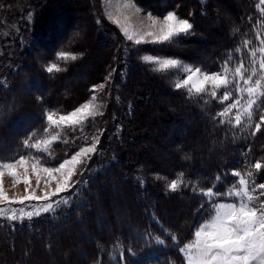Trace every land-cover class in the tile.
<instances>
[{
	"label": "trees",
	"instance_id": "16d2710c",
	"mask_svg": "<svg viewBox=\"0 0 264 264\" xmlns=\"http://www.w3.org/2000/svg\"><path fill=\"white\" fill-rule=\"evenodd\" d=\"M11 1L13 2V0H0V25L11 13L6 10V8L12 9V4L7 5ZM41 1L44 0H39V5ZM55 1L45 0L42 8L37 6L41 11L38 12V20L36 19L31 30L26 27L25 29L24 27L19 28L20 36L24 35L25 46L19 50L18 54H14L12 59L7 61L0 57V161L13 160L17 156L14 152L17 153L24 148L23 143L20 144L19 141L31 132L41 130L44 125V109L67 110L73 107L84 100L90 93L89 88L97 84L98 80L106 78L108 76L106 73L112 71L116 65L118 56L115 54L119 50V42L112 38L108 40L104 35L101 36L102 32L99 31L94 39V46H101L106 51L109 49L112 54L111 59L108 57L100 71H97L100 66H97V72L93 69L86 70L89 61H87L88 57L85 52L88 49L86 43L82 44L84 49H81L80 44L77 45L81 40V35L73 32L74 28L78 27L75 21L79 18L75 16L74 9L89 11V14L95 17L93 2L87 0L88 4L91 3L89 6L86 7L82 3V8L73 7L74 9H66L64 13H61L51 7L55 5L53 4ZM133 1L154 13L176 11L183 18L188 19L193 25L190 34L178 38L172 49L165 46L157 47V49L164 54L177 55L187 62L200 59L204 68L211 71L220 72L225 66V61L227 64L231 63L230 58L234 52L238 51L236 54H239L248 43L253 42L255 46L254 41L261 31V29H251L255 25L259 26L256 21L258 17L256 8L259 0L258 2L257 0H230L232 2L230 12L232 11L234 22L228 23V18L226 20L217 19V26L207 31L204 30L207 22L212 18L216 21V17L220 16L218 14L220 10L211 8L210 0H207L204 5H200L199 0H167L165 6L152 3L151 0ZM226 1L229 0L223 2ZM29 2L34 1L21 0V3L27 7ZM74 3L77 2L74 1ZM12 10L18 11L19 9L17 7ZM95 26L97 27L96 18ZM105 26L104 34L119 36L116 32L112 33L110 27ZM217 37L221 40H214ZM0 46L5 49V39L1 34ZM202 46L207 48L202 50L200 48ZM62 53L70 54V56L61 59L59 55ZM129 53L131 62L138 69L130 74L131 82L127 80L124 85L126 88L129 84L131 89L129 93L140 96L141 101L137 103L138 107L135 109L136 106H134L127 115L120 113L117 115L119 124L114 145L117 150L113 153L114 160L108 162L109 158L106 159L104 162L110 165L98 168V171L102 172L88 183L83 177L82 182L85 181L87 187L79 189L72 202L59 207L54 215L49 212L41 217H34L28 225H23V222L17 224L16 221L12 224L13 222L0 216V264H47L50 260H48L49 256L38 257L41 255L40 252L49 250V255L53 254L54 243H62V246L67 247L69 239L66 241L59 236L54 240L53 237L66 225L67 228L64 231L69 232L70 237L72 231L78 229V224H74L76 221L84 223L87 231L88 239L82 242L85 254L77 257L72 253H67V255L63 253L67 256L65 264H172L178 259V254L173 256L170 250L173 248L171 242L172 240L181 241L184 231L181 233L182 229L179 227L175 230L170 227V221L165 220L163 212L165 213L166 204L177 207L185 200H189L191 203L186 206L188 213L181 216L179 214L174 220L176 222L180 218L182 221L195 223V211L200 207L205 211V218L209 215L210 203L204 192L212 189L216 194H223L225 189L233 183L232 169H237L247 175L251 173L249 175L251 177L259 171L256 177L260 176L264 179V163H261L260 170L254 168L255 162L264 157V126H261L260 131L253 135L252 129L249 130L250 132L240 134L225 125L214 124L211 119L217 112L212 113L211 108L207 116L198 113L195 99L184 97L185 91L182 88L175 89L172 75L168 78L163 77L159 82L158 77L155 78V75L147 71L150 66L140 62V56H136L131 50ZM144 53H149L147 47L144 48ZM50 63L59 69L51 73L45 71L44 67ZM142 66L147 70H142ZM141 77L147 80V84L144 85L142 81L140 83L139 78ZM22 84L26 86L25 91L22 95L14 96ZM145 92H147L146 95L148 94L145 95L147 98L151 95L156 96L149 104L143 98ZM161 92L175 97L167 101L168 105L166 102L162 104L159 100ZM22 116H33L35 121L27 125L25 123L27 118L22 119ZM175 123L183 127L186 134L185 140L179 139V135L168 136L167 130ZM19 125L21 126L17 129ZM151 130L158 131L155 135L162 131L163 135H159L164 136L171 146L170 159L174 161L167 167L170 172L166 168H160L157 173H152L148 169H142L140 163L135 161L136 156L145 154L146 149L149 148L146 144L144 148L141 147L143 144L137 148L135 145L138 137L140 136L144 141L142 136L152 135ZM200 131L203 133L202 138L195 140L194 143L187 141L193 140ZM7 132L15 133L13 140L3 139V134ZM188 148H190L189 157L183 154ZM27 150L29 151L28 146ZM56 150L60 152V147L54 148L55 156ZM107 155H101L102 159H105ZM181 158L183 160H180ZM186 163H190V168L184 167ZM137 166L140 168L138 169ZM143 166L146 165L143 163ZM92 168H90L91 171ZM178 172H183L180 176L183 177L182 185L178 191H167L164 181L166 179L169 181ZM98 182L102 184L96 186ZM114 185L119 188L117 197L114 199L115 205H120L118 211H123L122 209L125 208L136 210L135 215L128 218L123 227H118L120 224L115 220L116 210L109 213L112 211V202L105 196ZM100 209L108 213L104 218L109 230L96 226L97 211ZM158 216L164 220V223ZM60 225L65 226L59 228ZM159 238L165 245L155 244ZM144 244L155 245L151 247L150 252H147L150 259L147 258L146 261L141 257L135 260L138 249ZM58 262L59 260L52 264H61Z\"/></svg>",
	"mask_w": 264,
	"mask_h": 264
},
{
	"label": "rangeland",
	"instance_id": "374dc122",
	"mask_svg": "<svg viewBox=\"0 0 264 264\" xmlns=\"http://www.w3.org/2000/svg\"><path fill=\"white\" fill-rule=\"evenodd\" d=\"M33 1H34L33 3L30 2H29L30 4L28 3V7L24 6L21 3V0H13V2L11 1L7 3V5L12 4L11 6L12 9H17L18 7L19 10L14 11L12 9L6 8V10H8L11 13L7 11L9 15L5 17V21H2L3 24L0 25V34L2 38L5 39V49H2L0 46V55H2L0 56L1 59L5 58V61L11 60L12 56L14 54H18L19 50L25 46L24 35L23 37L20 36L21 34L19 33L20 31L19 28L23 29L24 27L25 29L26 27L28 30H31L34 27V22L36 21V19L38 20L39 17L38 12L41 11L39 8H42L45 0L43 2L41 1L42 3H40V5H39V0H33ZM56 1L53 3L55 5L51 7L56 8L55 10L61 13H64V10H66L67 8L74 9L73 7H78L79 5L80 7L81 6L83 7L82 3H84L86 7L89 6V4H91V3L88 4L86 2L87 0H56ZM74 1H76L78 4L74 3ZM223 1L224 0L209 1V3H211V8L213 7L216 10L217 9L220 10L218 12L220 16L216 17V21L214 18L210 19L209 22H207V24L205 25L204 28L205 31H207V29L209 28L212 27L214 28V26L216 27L217 19L226 20L228 18V23L232 24L234 22L232 11L230 12L232 8L231 1L234 0L231 1L229 0L226 1L225 3ZM91 2H93L95 17H92L89 14V11L83 12V10L82 11L79 10L78 12L77 10L76 11L74 10L75 16L79 17L75 21L76 23L75 25H78V27L81 25L84 26V28L82 26L79 28L75 27L74 28L75 30L73 32L76 35L77 33H80L81 35L80 37L81 40L78 41L77 44V45L79 44L81 45V49H84L82 47L83 43L87 44L88 50L85 52V54H87L88 57L87 61L89 62L87 64L88 67L86 66V70L89 71L93 69L94 72L100 71L103 69V66L105 65L104 63H106L108 57L111 59L112 54L109 52V49L108 51H106V49L102 48L101 46H94V41H95L94 39H96V36L99 33V31L102 32L101 36L104 35L105 37H107L108 40L112 38L113 40L119 42L120 47L115 54V56H118L115 67L113 68L112 71L106 73V75H108L106 78H104L103 80H98L97 84H93L89 88L90 91L89 95L84 100L78 102L73 107H69V109L67 110L65 109L59 110L52 108L49 109L46 108L43 110L44 125L41 128V130L33 133L31 132L27 137L19 141L20 144L23 143L24 148L23 150L17 153L14 152V155L17 156L13 160L4 161V162L0 161V171L4 173L3 177H0V183H2V187L10 199L23 198L25 195L28 194L26 192V188H28L29 191L34 190L37 196H43L44 191H51L54 190L56 187V183L54 181L50 184L48 183L47 174L42 171L43 166L56 167L59 165V163H61L65 159L70 158L73 154L80 151L83 147L91 146V144L95 143L97 139L99 140L98 147L95 153L90 154L87 158H85L83 163L79 166L77 174L73 177V180L76 183L70 192L61 194L60 196L57 197H53L52 200L45 203H37L35 201L26 202L23 205H19V204L11 205V204L0 203V216L4 219H7L8 221L13 222L12 224H14V221H16L17 224L23 222V225H28L31 223L30 221H32V218L34 217L37 216L41 217L43 216V214L49 212H52V214L54 215V212L59 207L64 205H69L72 202V200L75 197V193H78L79 189H83L87 187L86 183H88L92 178L98 177V174L102 172V171H98V168L107 167L110 165L108 164V162L114 160L113 153L117 151L114 145L116 144V139H117L116 131H117V126L119 124L118 123L119 116L117 117V115L119 113L127 115L128 113H130L131 109L134 106H136L135 107L136 109L138 107L137 103L141 101V99H139L140 96L129 93V90H131L129 84L126 85V88L124 85L127 80H129V83L131 82L130 74H132L133 70L135 71L136 69H138L131 62V58H130L131 54L129 53L130 50L135 52L136 56H140L139 59L140 62L150 66L149 68L147 67L148 70L142 66V70L150 71V73L156 76L155 78L158 77L159 82L163 79V77L168 78V76L172 75L174 80L173 85H175L177 82H180L183 78H185L186 74H184L179 69H164L159 64L145 62V60L142 59L143 57L150 56L153 58H176L182 62L181 68L183 66L190 65L193 67L199 66L202 68V70L207 71L208 73L218 72L204 68L200 59L187 62L184 61L183 59H180V57H178L177 55L164 54V52L157 49V47H162V46L169 47L170 49H172L173 44L176 43V40L185 35H181L175 38L170 44H166V45H161V44L154 45L152 43H142L141 45H135L134 41H128L124 36L122 29L125 27L129 29L130 34L143 33L149 30H154L151 29L150 27L151 21L147 18V14L152 13L155 17L162 19L163 16L166 15L168 12L154 13L153 11H150L148 9L146 10L145 8L137 5L133 0H131V2L134 3L137 7L143 9V11H137L136 8L125 9L123 5L125 3H128L129 0H91ZM151 2L158 3V5L161 6H165L167 0H151ZM206 3L207 0H199L200 5H204ZM2 5H3V9L5 10V3L3 2ZM37 6H39V8ZM173 12H175L179 17L183 18L180 15V13L176 11ZM256 13H257L256 16H258L256 21L257 24H259V26L255 25V27L251 29L253 30L261 29V31L256 36L257 39L254 41L256 43L255 46L253 42H250L243 48V50L239 54H236L238 51L234 52V55L230 58L231 63L227 64V68H225L224 66L220 71L221 73L226 72L227 77L230 81L227 88H221L217 90V95L215 97L211 95V85L207 86L208 91H206L205 93H196L194 90H190L189 87L182 88L185 91L183 94L184 97H186L187 99L188 98L195 99L196 101L195 104H197L198 113L207 116L209 109L212 108V113L217 112V114L212 116L211 119V121H213L214 124L225 125L230 130H233L234 132L236 131L240 134H243L249 131L250 129L254 131L255 125L260 122L261 116H264V96H259V95L257 96V103L253 105L251 109V113H252L251 120L249 121L245 116L244 122L237 127H233L229 123L231 121L232 124H234L233 113L236 111L235 109H230V111L223 116H221L220 113L224 112L226 108H229V106L233 102H235V100L240 99L241 103L237 107L240 110V114L244 116V109L247 107L248 98L246 93L247 86L243 84V81L241 80V75H243V77L245 78L252 77V80L254 82L255 79H258L262 74H264L261 72L259 67L260 63L264 61V0H259V4L257 5L256 8ZM95 18L97 21V27L95 26ZM104 25L110 27L112 33L116 32L119 36L104 34L103 33ZM88 39L89 42H87ZM151 39H152L151 37L145 36L146 41H150ZM214 40L219 41L221 40V38L217 37L216 39L214 38ZM252 45L254 46L253 49H252L253 47ZM145 47L149 49V53L147 54L144 53ZM200 48L204 50L207 47L202 46ZM59 56L61 57V59H65L66 57L70 56V54L62 53ZM207 57L211 59L210 56ZM53 65L54 64L52 63L48 64L47 66L44 67V70L47 71V69L49 67H52ZM97 66L100 67L96 71ZM82 67L84 66L82 65ZM237 68H240L241 70L239 74L236 72ZM57 69L59 68L54 67L53 71H57ZM153 69H156V71H153ZM139 79H140V83L142 81L144 85L147 84L146 83L147 80L145 78L141 77ZM237 84H239L242 89H245V91L242 92L239 91L236 87ZM262 84H264V81H262ZM100 85H103V87H100ZM93 86H96L95 91L92 90ZM138 86L136 87L138 88ZM25 87H26L25 84H22L20 88L14 93V96L22 95L23 91H25L26 89ZM147 91L149 92V89H147ZM225 91L231 93V96L227 101H224L222 99V94ZM146 93L147 92L144 93L143 98H145L144 100L146 101L147 104H149L150 101L156 98V96L151 95L147 98L146 96L148 94L146 95ZM93 96L96 97L95 100L92 99ZM173 97L175 96L173 95L169 96L167 93L161 92L159 100H161V103L164 104V102L167 103V101L171 100ZM174 99L173 101H177ZM84 103H92L98 105L99 111L102 112L103 115H97L94 118H89L87 120H84L80 125H77L75 127L70 126L63 122L53 124L47 119L48 115H52L55 121H59L61 115L70 114L71 111L82 106ZM25 118H27V121H25L27 125L30 124L29 122L35 121V118L33 116H22V119ZM221 121H224V123H221ZM114 125H115V129H114ZM20 126L21 125H19L16 128L19 129ZM261 126H264V123H262ZM194 128L195 126L192 128V130ZM17 129H13V130L17 131ZM156 132L155 130H151L152 135L142 136L144 137V141L140 136L138 137L135 146L139 148L140 145L143 144L141 147L144 148L143 146H145L146 144L149 145V148L146 149L145 154H139L138 156H136V160L135 157H133V160L140 163V167L142 169H148L152 173H157V171H160L159 170L160 168L163 169L166 168L169 171V168L167 167H169L170 164L174 161L173 159H170L171 154L169 152L171 146L167 143L166 138L162 136L163 135L162 131H160L161 133H159L162 135L159 134L155 135ZM167 132L169 133L168 135L169 137L170 135H179L180 136L179 139H183V140L186 139V134L184 132L183 127L179 126L177 123L173 124L167 130ZM14 137H15V133L13 134L12 132L11 133L7 132L3 134V139L5 138L6 140L9 141L13 140ZM53 137H56V139L53 140ZM202 137H203V133H201L200 131L196 135V137L193 138V140L189 139L187 141H191L192 143H194L195 140H199ZM179 145H181V141H179ZM27 146L29 151L27 150ZM58 146L60 147V152L56 150V156H55L53 151L54 148ZM189 152H190V148H188L187 151L183 154H187L189 157ZM106 154H108L106 156L107 158L105 157V159H102L101 155H106ZM21 158H24L26 160V164L24 166L19 165V160ZM108 158H109L108 162L107 163L104 162ZM151 160H153V162ZM180 160H183V158H181ZM256 162H260L263 164L264 157ZM8 163H15L17 178L19 180H23L25 177H28L30 180V185L26 186L23 183H16L13 180V178L9 176L8 170L3 167V165ZM143 163L147 166V168L146 166L142 167ZM33 165L36 166L35 169L33 168ZM91 167H93L92 171L90 170ZM140 167L137 166L138 169ZM184 167L190 168V163H186ZM165 172L167 173V171ZM231 172H232L231 178L233 183L229 185L228 188L225 189L223 194H218V193L216 194L212 190L213 194L211 196L206 195V197L208 198V202L210 203V207L208 209L209 215L206 218H205V211H203L200 207L198 210L195 211V217H196L195 223L194 222L192 223L191 221H182L180 218L175 222L174 218L178 217L179 214L181 216L182 214L188 213L186 206L191 202L189 200H185L182 204H179L177 207L171 206L172 204L165 205L164 208L165 213L163 212V215L166 219L165 218L164 219L167 220L168 222L170 221L169 224L170 227L174 228L175 230L176 227L181 228L182 229L181 233L184 231L181 241L172 240L171 242V246L173 248L170 250L173 252L172 253L173 256L175 254H178V259L174 260L172 264H190L187 246L195 244L196 242L195 232L199 230V226L202 223L209 222L212 216H214L215 207L218 203L229 202V194L234 193L235 191L243 188V186L239 184L240 179H245L248 182V189L250 191V194H253L254 197H259L260 200H264V189H260L258 187L259 183L264 182V179L263 178L261 179L260 176L256 177L259 175V171L257 172L255 171L256 173L252 175V177L247 175L246 173L239 172V170L237 169H232ZM237 172L240 174L239 176L234 174ZM55 175L57 177L59 176V174H55ZM152 175L155 176L157 174H152ZM38 176L40 181L39 185L37 184ZM160 176L164 177L163 175ZM180 176H181V172H178V174L175 177L171 178L169 181H167V179L166 181H164L165 185L167 186L166 188L167 191L169 190L172 191L170 189V184L173 180L183 181V177ZM83 177L85 178L86 183L85 181L82 182ZM182 183L183 182H181L180 185H182ZM101 184H102L101 182H98L96 186H99ZM180 185L178 186V188L180 187ZM111 188L112 189L110 191H107L105 195L107 198H110L112 202V211H110L109 213L114 212V210H116L115 220L118 224H120L118 225V227H123L125 226L127 219L135 215L136 210H132V209L128 210L125 208L122 209L123 211L119 212L118 210L120 209L119 208L120 205L119 204L115 205L116 202L114 201V199L117 197V192L119 188H117L116 185L112 186ZM207 192L208 191H205L204 194ZM237 199L238 198L232 196L231 202H236ZM46 203H51L53 205V207L49 209L47 212L44 211V208L46 207ZM253 203H258V201L254 199ZM28 212H32L33 216L28 217L27 216ZM107 214L108 213L105 212L103 209L97 211L96 226L99 227L100 229L109 230L106 225L107 222H105V218H104V216H106ZM13 216L15 217V219L12 218ZM200 219H202V221H200ZM162 223H164L163 219H162ZM74 224L76 225L78 224L77 225L78 229L73 230L72 233L70 234V237L68 235L69 232L64 231L67 228L66 227L67 225L66 226L60 225L59 228L60 227L63 228L64 226L65 227L63 228V230H61V232H57V234H55L53 237L54 240L57 239L59 236L60 237L62 236L64 238L63 240L66 241L69 239L67 247L62 246V243L60 244L54 243V250H52L54 252L53 254H51L53 255L52 258L51 255H49L48 252L49 250L43 253L40 252L41 255H39L38 257L49 256L48 260L49 259L50 260L47 262V264H52L54 261L57 262V260H59L58 263L65 264V257H67L65 255H67V253H72L77 257H81L82 255H84L85 250L84 248H82L83 247L82 242L88 239L87 231L85 230V227L83 225L84 223L82 224L79 223V221H76ZM2 235L3 234H1V236ZM133 236H135V234H133ZM155 244L165 245L163 244V240H161L160 238L155 241ZM154 246L155 245H146V244L142 245L138 249V252L135 256V260H138L141 257L146 261L147 258L150 259V256H147V252H150L151 247ZM181 249H183V251ZM63 253L66 254L64 255ZM58 255H59V259H57ZM60 260L63 262H61Z\"/></svg>",
	"mask_w": 264,
	"mask_h": 264
},
{
	"label": "snow or ice",
	"instance_id": "6c2138e0",
	"mask_svg": "<svg viewBox=\"0 0 264 264\" xmlns=\"http://www.w3.org/2000/svg\"><path fill=\"white\" fill-rule=\"evenodd\" d=\"M125 9L136 8L137 11H143V9L137 7L134 3L129 0L128 3L123 5ZM147 18L151 21V29L143 33H129L127 27L123 28V34L128 41H134L135 45H141L142 43H152L166 45L170 44L175 38L181 35L190 34L193 25L186 18L179 17L175 12L170 11L163 18H157L152 13L147 14ZM145 36L151 37L150 41L145 40ZM75 59V56H73ZM142 59L145 62L159 64L164 69H179L185 75L180 82L175 84V89L189 87L190 90H194L196 93H205L208 91L207 86L211 85V95L215 97L217 90L221 88H227L230 81L227 77L226 72L208 73L202 70L201 67L196 66H183L182 62L176 58H153L145 56ZM53 65L49 67L47 71L51 73ZM260 70L264 73V61L259 65ZM225 68H227V61H225ZM156 71V69H153ZM239 74L240 68L236 69ZM110 75V74H109ZM243 84L246 85L247 93V107L244 109V116L240 114V110L237 107L241 101L240 99L235 100L229 108H226L220 115L223 116L230 111L235 109L233 113L234 124L230 121L229 123L233 127H237L244 122V117L250 121L252 118L251 109L253 105L257 103V96H264V74H262L254 82L252 77H243L241 75ZM93 86V91H95ZM103 87V85H100ZM239 91H245L239 84L236 85ZM231 93L225 91L222 94L224 101L229 100ZM96 99L95 96L92 97ZM97 115H103L99 111V106L92 103H84L82 106L71 111L70 114L61 115L59 121H55L52 115H48V121L53 124L66 123L70 126L80 125L84 120L94 118ZM224 123V121H221ZM264 123V116H261L259 123L255 125L253 135L261 129V124ZM56 137H53L55 140ZM99 140L91 146L83 147L80 151L73 154L70 158L65 159L59 163L56 167L43 166L42 171L47 174L48 183L53 181L56 183V187L51 191H44L43 196H37L35 191H29L23 198L10 199L0 183V203L4 204H19L23 205L26 202H37L45 203L52 200L53 197L60 196L61 194L68 193L72 190L75 185L73 177L77 174L79 166L83 163L84 159L90 154H94L98 147ZM26 160L21 158L19 165L24 166ZM8 170L9 176L13 178L16 183H23L24 185H30V180L25 177L23 180L17 178L16 164L8 163L3 165ZM35 165L33 168L35 169ZM256 170H260L262 165L260 162L254 164ZM55 174H59L57 177ZM239 176L240 174L234 173ZM4 173L0 171V177H3ZM183 175V173H181ZM251 175V173H249ZM39 176L37 177V184L39 185ZM181 184L180 180H173L170 184L172 191L178 190V186ZM239 184L243 186L242 189L229 194V202L218 203L215 207L214 216L209 222L202 223L199 226V230L195 232L196 242L195 244L188 245L189 261L190 264H264V200H260L259 197H254L250 194L248 189V182L245 179H240ZM47 187V185H46ZM258 187L264 189V182L259 183ZM213 194L212 189H209L205 195L211 196ZM234 196L237 199L236 202H231V197ZM257 200L258 203H253ZM53 205L46 203L44 211L47 212ZM38 215V213H37ZM28 217H32L33 213L28 212ZM15 219V217H12ZM14 227V226H13ZM183 251V249H181Z\"/></svg>",
	"mask_w": 264,
	"mask_h": 264
},
{
	"label": "bare ground",
	"instance_id": "6f19581e",
	"mask_svg": "<svg viewBox=\"0 0 264 264\" xmlns=\"http://www.w3.org/2000/svg\"><path fill=\"white\" fill-rule=\"evenodd\" d=\"M71 3H73V2H71ZM66 4V3H65ZM78 4V3H77ZM71 5V4H70ZM73 6V5H72ZM77 6V5H76ZM80 6V5H79ZM79 6H78V8H79ZM69 7H71V6H69ZM82 7V6H81ZM63 8V7H62ZM66 8V7H65ZM77 8V7H76ZM68 9V8H67ZM71 10V9H70ZM75 10V9H74ZM76 11V10H75ZM78 11H79V9H78ZM65 12V11H64ZM67 12V11H66ZM72 12V11H71ZM67 16V15H66ZM69 16V15H68ZM76 19V18H75ZM76 24V23H75Z\"/></svg>",
	"mask_w": 264,
	"mask_h": 264
}]
</instances>
